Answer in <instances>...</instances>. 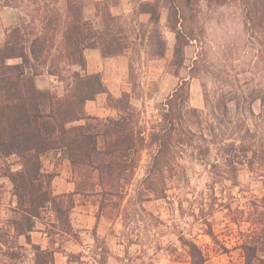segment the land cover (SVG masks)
Returning <instances> with one entry per match:
<instances>
[{"label":"rangeland","instance_id":"1","mask_svg":"<svg viewBox=\"0 0 264 264\" xmlns=\"http://www.w3.org/2000/svg\"><path fill=\"white\" fill-rule=\"evenodd\" d=\"M18 1L0 0V46L7 31L20 22L32 18L38 21L47 9L63 8L54 0H45V4L39 0ZM86 1L93 5L94 0ZM142 1L125 2L133 5L132 11L121 17L132 39L140 43L139 36H145L143 45L127 50L124 70L119 65L116 75L111 67L105 78L111 85L121 81V87L106 101L114 110L110 119L120 124L116 128L119 131L105 119L93 122L99 125L94 131L110 128V134L99 137L98 149L111 153L84 165H69L63 150L42 158L45 173L52 174L53 180L63 175L76 182L79 193L67 199L73 202L69 234L63 233L50 209L42 213L37 232L49 234L53 249L76 244V253L69 256L73 264H191L192 243L205 255L204 264H244L239 247L254 235L255 212L249 207L264 206V181H255L247 170L239 172L237 182L224 179L226 174L214 175L210 163L215 153L205 160L198 159L197 146L199 122L205 125L207 118L205 91L211 94L216 89L208 74L215 69L232 73L264 69L260 40L246 19L247 7L264 5V0H202L193 11H186L198 41L185 48L183 66L173 62L175 35L168 28V10L161 7V22L153 26L140 16ZM106 2L108 5H100L103 12L104 7L111 12L112 7L121 5V0ZM200 54L203 73L191 78L190 69ZM37 69L45 73L43 77H49L48 67ZM72 71L83 75L80 67L65 64L56 72L58 76L50 75L54 82L49 90L57 97L67 95ZM182 81L188 83L189 99L171 129L163 116L165 103ZM179 107L177 103L175 108ZM254 107L258 111V104ZM165 131L168 138L163 137ZM204 134L210 139L208 131ZM157 137H163L161 141L167 146L158 157ZM8 163L12 170L20 169L15 157ZM96 167L103 172L94 170ZM109 168L112 175L106 173ZM53 180L54 193L57 189L53 188ZM44 182L47 187L49 179ZM16 205L12 183L0 177V218L12 216ZM39 237L35 235V239ZM21 242L24 244L23 239ZM260 256L264 257V246ZM22 264H34L31 252Z\"/></svg>","mask_w":264,"mask_h":264},{"label":"trees","instance_id":"2","mask_svg":"<svg viewBox=\"0 0 264 264\" xmlns=\"http://www.w3.org/2000/svg\"><path fill=\"white\" fill-rule=\"evenodd\" d=\"M39 1L45 4V0ZM54 1V4L63 5L62 10H48L45 6L48 13L38 21L34 18L29 22L24 20L8 30L0 46V177L12 183L17 204L12 216L0 218V264H22L28 252L33 254L34 264H55V249H43L31 238L47 209L55 214L63 233L69 234L73 202L67 199L79 192L55 195L51 191L53 175L43 171L42 158L63 150L72 165H84L97 156L111 153L98 149L99 137L110 134V128L101 124L107 129L94 131L99 125L93 122L99 119L87 116L84 108L88 101L105 92L100 74L82 75L72 71L67 95L57 97L50 90L38 88L36 77L45 73L37 66L48 67L47 73L54 76H58L56 72L61 64L86 70L87 49L100 50L104 58L121 56L143 45L145 39L139 36L140 43L132 39L129 32L126 33L123 17L112 15L109 7L102 8L108 10L103 12L100 5H108L106 0L97 4L96 19L91 21L83 16V0ZM201 1L140 3L139 13L148 14L149 24L153 26L161 22V7L168 10V28L175 35L173 62L176 66H183L185 48L198 41L186 11H193ZM18 2L22 4L24 0ZM246 19L260 40V57L264 62V5L248 6ZM149 41L152 43V37ZM202 62L200 54L193 61L191 78L203 73ZM208 77L216 89L211 94L205 91L207 118L205 125L199 122L198 159L205 160L215 153L210 163L214 175L223 177L226 174L224 179L237 182L239 172L247 170L255 181H264V69L241 73L215 69ZM188 99V83L182 81L165 103L163 116L171 129L175 127V120L183 115ZM255 104L259 106L258 111ZM83 121L84 124L80 123ZM106 122L113 123V128L119 131L117 121L108 119ZM203 129L208 131L210 139ZM167 131L165 138H168ZM162 138L157 137L156 157L165 153L167 147ZM13 157L20 167L16 171L8 163ZM109 169L106 173L112 175V168ZM94 170L102 173L104 169L96 167ZM44 179H49L47 187ZM251 208L255 212L254 235L245 239L239 248L244 254V264H264V257L260 256L264 246V206L255 204ZM21 238L25 239V244ZM189 249L191 264L205 263L206 257L196 244L189 245Z\"/></svg>","mask_w":264,"mask_h":264},{"label":"crops","instance_id":"3","mask_svg":"<svg viewBox=\"0 0 264 264\" xmlns=\"http://www.w3.org/2000/svg\"><path fill=\"white\" fill-rule=\"evenodd\" d=\"M98 0H94L92 3L93 5H90L86 0L84 1L83 5V16L86 20H95L97 16V5L95 3ZM128 0H121V5H116L111 8V14L114 16H124L130 11H132V6L133 5H125V2ZM145 2H154L155 0H144ZM140 16L145 17L146 20H149V15L148 14H140ZM85 57H86V70H82L83 75L86 73L88 74H100L102 78V82L105 88V92L99 94L96 96L94 100L88 101L84 108L87 116L95 117L98 119H102L107 121L110 119V117L114 116V110L110 108L109 106L106 105L107 97L110 94H113L114 90L121 87L119 80H117V84L113 83L108 84L105 78L109 76L111 73V67H114L113 72L116 73L118 70V66L121 65V68L124 70V65L126 64V55H121V56H115V57H109V58H104L101 55L100 50L98 49H87L85 51ZM129 66L128 61H127V67ZM122 70V71H123ZM124 72V71H123ZM49 77L45 76L43 77L41 75L42 81L40 82L41 78L36 77V84L38 88L41 90H49L53 88L52 83L54 82V77L48 75ZM120 97V96H119ZM118 97V98H119ZM84 124L83 122H80ZM77 123V124H80ZM67 163L71 165V162L67 160ZM53 180L54 185L53 188L57 189L54 191L55 195H63V194H69V193H74L76 191V182L74 181H69L65 176L60 175L54 178ZM83 216V215H81ZM88 228V227H86ZM39 234L40 237L39 239H35V235ZM31 238L33 243L40 245L43 249H53L51 247V244L49 242V234L46 231H35L32 232ZM24 240L25 244V239L21 238ZM54 245L59 246L58 243H55ZM58 248V247H57ZM77 245L73 244L71 247L63 250H58L55 249V264H73V262L69 261V256L72 254L76 253ZM83 248V247H81Z\"/></svg>","mask_w":264,"mask_h":264}]
</instances>
